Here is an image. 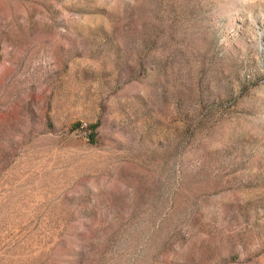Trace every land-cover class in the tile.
Segmentation results:
<instances>
[{
	"label": "rangeland",
	"instance_id": "374dc122",
	"mask_svg": "<svg viewBox=\"0 0 264 264\" xmlns=\"http://www.w3.org/2000/svg\"><path fill=\"white\" fill-rule=\"evenodd\" d=\"M0 264H264V0H0Z\"/></svg>",
	"mask_w": 264,
	"mask_h": 264
},
{
	"label": "trees",
	"instance_id": "16d2710c",
	"mask_svg": "<svg viewBox=\"0 0 264 264\" xmlns=\"http://www.w3.org/2000/svg\"><path fill=\"white\" fill-rule=\"evenodd\" d=\"M96 128H97V125L96 124L90 125V128H89L91 130V132H90V139L92 140V142H93V140L96 137Z\"/></svg>",
	"mask_w": 264,
	"mask_h": 264
}]
</instances>
